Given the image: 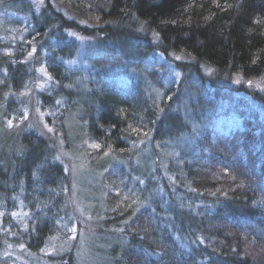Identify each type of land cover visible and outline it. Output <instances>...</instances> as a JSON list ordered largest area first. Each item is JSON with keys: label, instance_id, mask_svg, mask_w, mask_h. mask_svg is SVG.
<instances>
[{"label": "trees", "instance_id": "trees-1", "mask_svg": "<svg viewBox=\"0 0 264 264\" xmlns=\"http://www.w3.org/2000/svg\"><path fill=\"white\" fill-rule=\"evenodd\" d=\"M0 27V105L45 67L51 80L41 106L59 113V122L78 114L73 141L82 142L109 188L118 164L123 177L143 180L128 207L116 208L118 194L107 193L112 209L103 224L122 226L128 238L123 249L112 248L114 264H264V117L256 109L264 105V0H44L40 8L0 0ZM154 51L188 56L179 64L191 73L205 63L255 87L241 84L250 98L239 101L234 89H204L195 103L182 94L188 76L176 91L151 73L163 91L156 102L129 74ZM224 107L240 118L238 127H193ZM25 136L12 158L18 168L0 157V264L39 260L67 210L62 165L44 159L35 133L33 143ZM105 153L109 160L98 163ZM21 200L31 216L26 229L15 217ZM66 257L71 262L73 252L55 256L58 264Z\"/></svg>", "mask_w": 264, "mask_h": 264}, {"label": "rangeland", "instance_id": "rangeland-1", "mask_svg": "<svg viewBox=\"0 0 264 264\" xmlns=\"http://www.w3.org/2000/svg\"><path fill=\"white\" fill-rule=\"evenodd\" d=\"M31 1H34L39 8L44 6V0ZM1 27L0 32L1 30L3 32ZM3 36V33L0 34V38H3ZM154 53L155 51L149 54V58L142 68L133 70L129 74L130 77L143 82L148 94L154 97L158 96L156 102L161 100L159 96L162 90L158 89L157 85L152 82L151 73L156 74V77L163 81L166 87L175 86L176 91L179 82L182 81L181 78L184 75L188 76L182 87V94H185L186 101L189 100L195 103L198 100L196 94L198 92L200 94L204 89L213 91V89L219 87L221 91L226 92L234 89L238 93L232 92L233 97L239 101L238 98L241 94L250 98L246 90L240 91L237 89L241 84L248 89L255 87V82L251 83L240 76H218L217 72L205 63L200 64V73H191L188 69L186 71L184 68L188 65L183 64V66L179 63L190 62L192 59L184 54L172 52L164 57L162 54L153 56ZM27 77L28 79L22 84V89L16 95L5 93V104L0 105V157L2 156L7 164H12L15 168H18V162L13 159L17 157L23 147V136L29 137L32 132L35 133V136L45 142L46 148H44L42 154L44 159L48 158L50 161L60 163L64 174H67L61 187V191L66 197L64 204H66L67 210L57 225L58 231L48 238L39 252L40 259L35 261L32 256L26 255L27 257L24 259L13 260V264H58L59 261L55 256L66 253V251H72L74 258L71 262H69V257L63 258L62 260H65V262H62V264H114L116 256L112 252V248L119 247L123 249L128 242V238L126 239L122 233L124 229L122 226L107 228L103 224L107 211L112 209L107 206V193L115 191L116 195L118 194L115 201L116 208L118 205L119 207H128L129 203L136 199L138 195L137 182L141 183L143 180H138L135 176L132 180L123 177L118 172V164L114 168L116 182L109 188L105 183L106 181H104V171L99 169L94 160H91L88 151L81 148L82 142L77 141L75 143L73 141L78 136L77 133L82 126L78 122V114L69 117L66 122H59V113L52 109L46 110L41 106V100L38 96L51 80L45 67H37L36 74ZM166 99H168V96H166ZM9 103L13 105L11 107L13 110L7 108L6 104ZM155 106H157V103ZM256 109L260 110L264 117V105H258ZM6 111L9 113L8 116L5 115ZM173 111L171 112L173 113ZM183 114L181 112V115ZM191 117L192 115L189 113L186 116V121L195 123ZM240 123V118L232 110H227L224 107L217 110L216 113L210 112L207 117H204V120H200L199 123L196 122L193 127L217 125L221 128V131L227 132L238 127ZM65 134L68 135V138L64 137ZM27 141L33 143L30 137L27 138ZM168 142L173 145V141L169 140ZM157 148H160V146ZM149 152L152 153V149L147 147L145 150L146 156L150 155ZM108 158L110 157L105 153L99 154L96 160L98 163L103 164L109 160ZM39 159L41 160V158ZM149 160L151 159L149 158ZM25 162V159L20 161L24 167ZM137 163L143 168L145 157L140 156ZM120 164H124V161H121ZM18 206L19 210L15 214L16 221L21 228L26 229L31 216L23 211L25 205L22 200L19 201ZM167 228L166 231L169 233ZM162 239L168 241L165 236L160 238L161 242H163ZM119 254L120 251H118ZM50 256L53 259L49 258Z\"/></svg>", "mask_w": 264, "mask_h": 264}]
</instances>
